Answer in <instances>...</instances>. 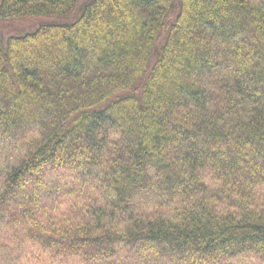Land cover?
Listing matches in <instances>:
<instances>
[{
    "label": "trees",
    "instance_id": "trees-1",
    "mask_svg": "<svg viewBox=\"0 0 264 264\" xmlns=\"http://www.w3.org/2000/svg\"><path fill=\"white\" fill-rule=\"evenodd\" d=\"M0 0V264H264V0Z\"/></svg>",
    "mask_w": 264,
    "mask_h": 264
},
{
    "label": "rangeland",
    "instance_id": "rangeland-1",
    "mask_svg": "<svg viewBox=\"0 0 264 264\" xmlns=\"http://www.w3.org/2000/svg\"><path fill=\"white\" fill-rule=\"evenodd\" d=\"M88 0H81L78 7L68 16L67 20L72 21L75 18L80 6ZM46 20L40 18H26L13 22H3L0 20V34L4 37H10L15 35H23L25 33L33 31L38 25L44 23ZM47 22V21H46Z\"/></svg>",
    "mask_w": 264,
    "mask_h": 264
}]
</instances>
